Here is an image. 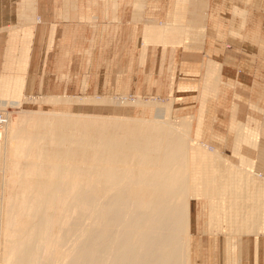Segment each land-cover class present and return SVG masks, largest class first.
<instances>
[{"label": "bare ground", "instance_id": "6f19581e", "mask_svg": "<svg viewBox=\"0 0 264 264\" xmlns=\"http://www.w3.org/2000/svg\"><path fill=\"white\" fill-rule=\"evenodd\" d=\"M154 103L151 118L27 109L12 118L0 110L2 264H191L190 200L209 192V228L252 234L257 264L264 181L248 174L254 160L241 153L239 169L218 159L201 195L191 159L221 155L170 125V104ZM190 118L182 117L185 125ZM245 132V145L256 149L259 132ZM240 243H224L226 264L237 263Z\"/></svg>", "mask_w": 264, "mask_h": 264}, {"label": "crops", "instance_id": "0c3cea01", "mask_svg": "<svg viewBox=\"0 0 264 264\" xmlns=\"http://www.w3.org/2000/svg\"><path fill=\"white\" fill-rule=\"evenodd\" d=\"M247 1L0 0V101L12 97V89L17 98L113 93L123 78L119 73L129 89L143 79L141 88L134 84L143 92L152 80L151 91L168 94L173 73L182 79L207 70L209 61L224 80L231 66H242L245 73L252 59L235 64L233 57L240 53L225 45L246 38ZM252 1L255 7L260 0ZM244 83L264 94L263 83ZM226 97L219 90L207 103L223 104ZM191 243L193 262H201L205 241L196 234ZM212 248L215 253L216 241ZM221 248L223 255L226 246ZM254 250L253 238H243L236 264H255ZM257 264H264V236L258 241Z\"/></svg>", "mask_w": 264, "mask_h": 264}, {"label": "rangeland", "instance_id": "374dc122", "mask_svg": "<svg viewBox=\"0 0 264 264\" xmlns=\"http://www.w3.org/2000/svg\"><path fill=\"white\" fill-rule=\"evenodd\" d=\"M256 2L257 6L254 7L253 3L255 4V1H247L248 6L245 10L246 38L230 40L225 45L230 51H238L237 53H240L237 57H233V60H237L235 64H239L242 59H252V62H249V65L246 66L245 73L241 72L243 71L242 66H231L228 68L229 72H227L229 77L224 80L222 77L220 78V72L217 71L218 66L214 62L209 61L208 70L188 72L186 75H183L182 79L176 73H173L172 79L169 82L168 94H156L151 91L149 86H153L151 84L152 80L149 81L151 85H146L148 87L143 92H137L135 86L136 83L139 88L144 86L146 82L143 79H137L132 82V87L129 89L127 88V84H125L127 82L125 81L124 73H119V77L121 75L123 78H119V87L113 93L80 96L53 95L52 97L42 95L26 96L23 94L24 96L17 98V92L12 89V97L5 99V102L1 99L0 110L4 115L6 112H11L10 116L12 118H16L17 112L21 109L102 115L119 114L151 118L157 112L155 101L156 103L164 104L160 107H166L167 104H170V111H167L168 113L165 116V119L168 120L167 122L177 130H187L189 133L188 136L191 139H199L201 142L210 145L208 148H213L221 155L217 158L210 154L215 159L214 163L209 160L205 162L200 158L196 160L190 158L192 164L194 166L197 165L195 168H191L190 172H195L199 175L197 179L199 182L197 184L199 190H201V195H204V190L207 188V184L205 183L206 179L215 180L216 174L213 175L215 169L212 168L219 166L218 159L221 161L225 160L227 164L237 166L241 169V158H239L241 157V153L252 158L256 165L254 168L248 170V174L251 175V170H255L256 175L259 177L258 179H263L264 181V94H261V92L258 93L257 87L255 90L251 87V84L244 83L245 79H254L263 83L262 87H264V0ZM235 71L238 73L236 78H234ZM235 79L241 80V82L237 83ZM221 80H224L223 84ZM230 84H234V86ZM219 85L221 86L219 87ZM219 90L227 93V97L224 98L225 102L223 104L207 103L212 99H216ZM24 97L27 98L25 100L26 102L21 104L20 102L24 100ZM49 97H51V100ZM83 98H92L99 100V102L83 101ZM102 98L114 99L116 102H120V104L100 101ZM140 98L143 101L148 100L152 103L149 105L133 104V102ZM9 100L14 101V103H9ZM162 112L164 113V111ZM185 115H191L190 124L185 125L186 121L182 119ZM247 128L253 129L260 134L261 139H258L256 149L245 145L244 139ZM0 138L1 169L5 153L2 150L4 148L2 136ZM8 145H12V142H8ZM210 155H208L209 158ZM203 166L210 169H206ZM209 193L204 195L207 197L190 200L191 239L193 240L196 234H198V237L205 241L202 257L198 258L201 262H193L194 259L191 254V264H224L226 262V253L222 255L221 248L225 245L224 243L229 244L232 241L242 242V239L245 237L254 238L252 234L247 233H243L241 236H224L223 233L213 232L208 224L209 210L207 208V200L209 198L212 199L211 197L213 196L212 193ZM4 214L5 212L0 199V264H2V248L4 245L3 218L6 216ZM255 226L256 228L264 227L260 218L256 220ZM199 227L200 229L202 227L204 229L202 231H195V228ZM215 241L217 249H214L216 252L213 253L212 245Z\"/></svg>", "mask_w": 264, "mask_h": 264}, {"label": "built area", "instance_id": "2783aa9c", "mask_svg": "<svg viewBox=\"0 0 264 264\" xmlns=\"http://www.w3.org/2000/svg\"><path fill=\"white\" fill-rule=\"evenodd\" d=\"M5 119H4V117H3V115H2V113L0 112V128L2 127V125L3 124H5Z\"/></svg>", "mask_w": 264, "mask_h": 264}]
</instances>
